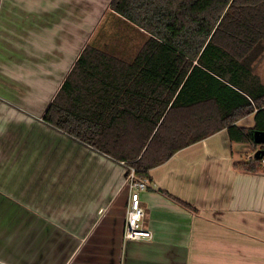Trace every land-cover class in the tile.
Returning <instances> with one entry per match:
<instances>
[{
	"label": "crops",
	"instance_id": "crops-1",
	"mask_svg": "<svg viewBox=\"0 0 264 264\" xmlns=\"http://www.w3.org/2000/svg\"><path fill=\"white\" fill-rule=\"evenodd\" d=\"M14 9L19 47L5 58L8 70L15 63L20 76L26 71L35 95L21 97L27 105L18 101L1 83L7 76L0 65V264H264V161L256 171L238 166L264 144L232 139L223 128L153 167L141 192L153 239L124 240L130 189L123 166L89 146L82 152L88 160L76 164L74 150L43 148L36 128L32 133L44 123L43 86L34 76L44 69L53 88L61 87L76 60L69 62L73 52L64 48L75 42L67 22L85 11L77 12L75 0H20ZM44 42L63 46L56 62L47 60L53 66L43 67ZM254 63L264 71V55ZM255 124V113L237 121L243 129ZM57 131L53 143L69 139ZM60 152L70 154L67 162L49 163L48 155Z\"/></svg>",
	"mask_w": 264,
	"mask_h": 264
},
{
	"label": "trees",
	"instance_id": "trees-1",
	"mask_svg": "<svg viewBox=\"0 0 264 264\" xmlns=\"http://www.w3.org/2000/svg\"><path fill=\"white\" fill-rule=\"evenodd\" d=\"M109 7L146 40L131 60L88 43L46 123L148 178L223 128L251 140L264 130V83L254 63L264 55V0H110ZM252 113L254 127L237 126ZM261 161L238 166L256 171Z\"/></svg>",
	"mask_w": 264,
	"mask_h": 264
},
{
	"label": "rangeland",
	"instance_id": "rangeland-1",
	"mask_svg": "<svg viewBox=\"0 0 264 264\" xmlns=\"http://www.w3.org/2000/svg\"><path fill=\"white\" fill-rule=\"evenodd\" d=\"M104 1H106L107 4L106 8H108L107 13L105 15L103 13L105 9ZM18 3H20V0H11V1L0 0L1 7L6 5L4 8L0 9V53L4 52L2 55L0 54V65L3 64L4 67L6 65V69L1 72H3L7 76L4 81L1 80L2 79L1 76L0 80L1 83L4 84L5 86H7L8 88H12L10 94L13 95V91H14L13 96L18 101H22V103L25 102L27 103V101H25L23 98H28L30 95H35L33 93L34 91L33 88H26V81H29L30 77L26 74V71L22 72V76H20L19 73L15 70L14 67L15 63H12V69L8 70V67L11 65L10 62L11 60L5 58L8 54L12 53V51L14 52L17 51L19 47V36L21 34L18 28H19V22L21 23V18L19 16V11L16 12V10L14 9ZM9 5H13L14 8L8 9L7 6ZM75 7L77 12L85 11V14L83 16V15H77L76 13V15L73 16V19L67 22L68 31L71 28L75 29V39H74L75 42L73 46L71 45L68 46L67 44L64 45V48L66 47H68V49L70 48L68 52L69 51L73 52L71 53L73 55L70 54L68 55L69 62L73 60V57L76 58L77 60L82 50L88 43L100 49H104L106 51L117 54L128 60H131L132 57L137 53V51L139 50V48L141 47L144 41L145 33L141 31V29L133 25L132 23L120 17L118 14L109 10V0H75ZM48 34H49L48 31H44V35H46V37H51ZM5 47H7V49ZM62 47L63 46L61 45L57 47V45H51L50 43L48 44L44 42V59L42 60L43 67H49L54 65L53 63L57 61L56 55H62L61 52ZM56 49L57 51H55ZM3 59H5L4 62ZM50 59L52 60L53 63L47 61ZM256 71L258 73H264V71H262V67L260 66V64L256 66ZM40 73L41 76L38 75L37 76L33 75V76L35 77L36 81L37 79H39L41 81V85L43 86L41 88L43 89V93L41 94V97L43 98V102H44L42 106L43 110L42 113L38 115V117L43 119V115L47 110L48 105L54 99L60 88H53L54 86L51 82L52 77L47 76L46 75L47 73L44 69H41ZM53 80L55 79L53 78ZM17 88L20 89H18L17 91ZM32 128H33L32 133L35 132L34 129L36 128V132H35L36 138L35 137L34 138L35 140H37L36 142L38 141L41 142V147L47 149L51 147H57V148L63 147L65 149L68 148V150H74L76 154L75 155L76 164H82L84 160H88L87 158L84 157L85 154L82 153L84 150L88 149V145H85L76 138L63 132L59 128L49 123H46L45 121L42 127H38V125L37 126L34 125L32 126ZM57 130L60 133L67 135L69 139L70 138L72 139V141L74 140L73 143L71 144L69 139L65 142L58 140L57 142L53 143L52 139L55 136L54 131ZM35 140L32 141L31 144H35L36 143ZM67 155L70 156L69 153L64 154L63 152H60L59 157L55 159L54 156L48 155V161L49 163L52 164H55L57 160L60 161L59 163L67 162L69 158ZM96 160L97 159L91 157L90 164H94V161ZM114 163L121 164L123 166V171L125 173L124 182L128 186L126 182V172H128L127 170H129V167L127 166L126 163H122L119 161H115ZM63 175L66 176L65 173ZM74 175H75V180H77V178L81 176L79 172H76Z\"/></svg>",
	"mask_w": 264,
	"mask_h": 264
},
{
	"label": "built area",
	"instance_id": "built-area-1",
	"mask_svg": "<svg viewBox=\"0 0 264 264\" xmlns=\"http://www.w3.org/2000/svg\"><path fill=\"white\" fill-rule=\"evenodd\" d=\"M262 160L264 161V156ZM126 182L130 189V200L123 234L124 240L153 239L154 234L146 225V210L141 202V192L149 187L151 180L140 176L134 167H129Z\"/></svg>",
	"mask_w": 264,
	"mask_h": 264
},
{
	"label": "water",
	"instance_id": "water-1",
	"mask_svg": "<svg viewBox=\"0 0 264 264\" xmlns=\"http://www.w3.org/2000/svg\"><path fill=\"white\" fill-rule=\"evenodd\" d=\"M254 141L255 143L258 144H264V130H256L254 132ZM263 154H264V150L259 149L257 150L255 156L257 158H262Z\"/></svg>",
	"mask_w": 264,
	"mask_h": 264
}]
</instances>
